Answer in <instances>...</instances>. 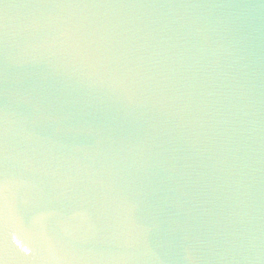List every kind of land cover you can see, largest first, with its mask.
<instances>
[{
  "label": "water",
  "instance_id": "1",
  "mask_svg": "<svg viewBox=\"0 0 264 264\" xmlns=\"http://www.w3.org/2000/svg\"><path fill=\"white\" fill-rule=\"evenodd\" d=\"M0 264H264V0H0Z\"/></svg>",
  "mask_w": 264,
  "mask_h": 264
}]
</instances>
